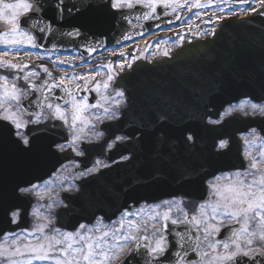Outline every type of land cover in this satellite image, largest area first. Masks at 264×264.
<instances>
[{
	"label": "water",
	"instance_id": "water-1",
	"mask_svg": "<svg viewBox=\"0 0 264 264\" xmlns=\"http://www.w3.org/2000/svg\"><path fill=\"white\" fill-rule=\"evenodd\" d=\"M31 1L45 8L51 2ZM100 4L91 0L89 5L95 14H98L96 9L105 10L106 22L90 24L88 36L58 40L37 36L39 47L46 51L68 52L77 48L84 56L91 57L110 46L129 43L143 36L146 29L153 28L145 25L142 32L133 31L126 24L114 23L112 20L120 19L122 15L110 10V0H102ZM35 17L36 12H32L22 17L19 23L36 34ZM77 25L68 24V32L76 28L83 32L84 26ZM9 28L7 23L0 21V32ZM35 84L36 88L32 90L36 95L44 87L40 86L43 85L41 83ZM48 84L54 86L53 81ZM114 87L126 92L129 106L123 111L121 119L103 128L107 132L122 131L130 136L134 125L138 123L139 128L154 132L158 148L164 147V166H157L153 160L142 161L140 157H135L128 163L113 166L85 179L80 183V192L65 196L68 206L57 211L56 224L66 231H76L83 222L90 224L98 216L114 219L130 203L158 201L178 194L202 200L208 193L205 187L208 178L221 171L245 168L236 135L256 127L264 136V117L234 116L219 126H211L206 120L208 117L218 118L223 108L243 98L264 101V19L257 16L230 21L220 28L213 39L182 47L171 58L153 64L138 61L131 71L118 78ZM100 89L97 91L96 86L91 89V103L97 101ZM55 93L58 95L56 97L61 95L59 87H56ZM43 100L42 96L40 103ZM6 124L0 121V131L8 135L5 138V150L1 151L0 148V204L15 206L13 210L20 209L21 214L19 221L13 224L12 217L0 211V239L6 233L30 229L33 224L30 211L35 200L31 195L19 192V189L43 181L67 161L66 158H58L56 163L43 167L37 163L31 164L29 151L35 150L37 145L31 142L30 147H22L9 134L8 128L3 126ZM47 127H32L28 132ZM158 132L164 133L162 141ZM189 132L195 136L192 145L186 139ZM224 138L230 140V147L216 152L217 141ZM120 151L121 155L132 152L130 142ZM90 155L92 157L93 154ZM159 160H163L161 154ZM160 174L166 175V180L159 184ZM166 231L170 234L173 255L175 251L184 249L189 254V241L176 236L177 232L184 231L173 227H168ZM178 243L183 248L178 247ZM140 245L139 254L132 264H151L149 250L143 247L144 243ZM263 257L260 255V264H264ZM239 264L244 263L240 261Z\"/></svg>",
	"mask_w": 264,
	"mask_h": 264
},
{
	"label": "flooded vegetation",
	"instance_id": "flooded-vegetation-1",
	"mask_svg": "<svg viewBox=\"0 0 264 264\" xmlns=\"http://www.w3.org/2000/svg\"><path fill=\"white\" fill-rule=\"evenodd\" d=\"M46 4H49V0H45ZM94 2H98V5H101L102 0H93ZM78 0H66V7L71 6L75 3H77ZM55 0H51L50 4L48 6L41 7V11H37V17H36V24H39V29L43 28L48 38L50 39H62V38H74V37H86L88 35V27L90 23L97 24V23H105V10L102 12L100 9H96L98 14H95L93 8H90V5L86 8H82L79 12L73 11L71 13L65 11L63 12L62 16L59 18L57 17L55 8L51 7L50 5L54 4ZM134 7L128 8L126 6L120 7V8H114L111 7L112 11L119 12L122 15L123 19H115L112 20L114 23H122L126 25H132L135 27H138L143 24L147 25H170L171 27V36L174 37L175 35H181L190 34V31L194 30V27L199 28L200 31H202L203 27L207 23H213L217 22V20L223 18V14L225 12H235L238 9L245 8L248 6L251 1H248L247 3L241 2V1H224V0H169V3L167 5L165 4H158L156 6L155 13L151 12V9L148 8L145 4L140 3L136 4L135 0H133ZM198 4V6H197ZM92 10V11H91ZM148 13L147 17H145V14ZM25 13H21V15H24ZM92 14V15H91ZM251 16H238V15H232L228 16L225 20H221L222 23H225L227 21H236V20H245L249 19ZM264 19V18H263ZM82 24L86 31H81L82 36H76L74 33V30L71 29L70 32H68V24ZM221 23V24H222ZM65 28L66 34H65ZM60 31V33H58ZM9 32L1 33L0 34V53L3 52L6 49H20L23 46L19 44H9L5 43L3 41L8 40L4 36L8 35ZM197 39H200L201 32L197 35H195ZM196 39V40H197ZM13 63H16L15 61H12ZM2 73L0 76H7L8 77V84L11 85L13 83L16 84V86L22 90L21 99L18 102L13 103V108L19 107V110L22 112V119L24 121H31L36 119L35 114L40 115V122L39 123H30L31 125H42V124H48L50 128L46 129V132H28L27 129L24 131L30 135L31 142L35 143L37 145V148L35 150L29 151V159L32 161H29L31 164L36 163L39 166H47L52 165L53 163H56L58 158L67 159L58 171L50 178L42 183H36V184H43V183H49V182H61L62 183V191H60V195H63L64 193H75V191H78L79 189V182L85 178H88L92 175L97 174L100 171H103L109 167H111L114 164L122 163L127 160H132L133 158L140 157L142 161L146 159L153 160L154 163L157 164V166H164V158L165 154L163 152V146H160L158 148L159 143L154 140V132H149V130L141 127H138V124L134 125V129L131 131V135H127L122 132H107L106 130L101 129L100 127L105 124L106 122L114 121L116 119H119L121 117L123 109L127 106V97L124 96L120 97L117 96L116 93L120 92L122 90H113L111 88V84L114 82L113 73L109 72L105 75L104 82L108 83L109 87L107 89L103 88L101 94L99 95V100L94 105H103V107L94 106L93 104H89L87 97H78L77 101H83L86 104H88L90 107H88L83 115L85 117L89 116V111L94 110V118L90 123H88L86 126H82L79 122L73 127L71 125V103L67 101V104L64 105V109H68L66 111L68 115V122L65 123L64 120H61L54 116V109L46 107L44 111H41L39 113H35L38 109V101L35 100L32 101L31 104L25 105L24 109L22 108V105H24L25 100L32 96V92L29 89V84L31 82H38L41 80H44L43 75L38 76L32 75L29 76V80L25 81L23 80V75L26 72H30L29 69H11V68H0ZM112 76L113 79L111 81L108 80V77ZM15 77H19V79H14ZM2 83V82H0ZM42 83V82H41ZM44 84V83H43ZM47 91L49 92V89L52 90V87L50 85H46ZM43 92L46 94V92L43 90ZM42 92L41 95L44 93ZM123 92V91H122ZM39 93V91H38ZM124 93V92H123ZM44 94V95H45ZM40 95V96H41ZM52 92L48 95L47 99L45 100V103L47 104H58L57 101L53 100ZM39 97V96H38ZM36 97V99L38 98ZM255 103L250 100H242L237 104H234L232 106L240 105L244 106L242 109H234L232 110V113L239 112L245 116H264V113L260 112L259 110H253L251 105ZM258 105H264V102L261 103H255ZM28 108L27 111L25 108ZM105 109L108 111L105 112ZM0 111H3V109H0ZM99 117V119H97ZM62 121L67 129V132L63 131L64 128L56 129L55 122ZM135 122V121H134ZM136 123V122H135ZM61 125V124H60ZM28 126V127H29ZM62 126V125H61ZM81 127H83V131H78ZM251 134L253 135H260L258 130L252 129L250 132L246 134H241L239 137L243 140V153L246 157V139ZM75 135H79V140H76L73 142V137ZM158 137L161 138V141L163 140L164 133L158 132ZM132 149V152H126L121 155L120 146L123 143H129ZM228 143L227 140L223 141ZM22 144V143H21ZM23 145V144H22ZM56 145H63L64 150L60 151L57 149ZM221 145V142H219V146ZM24 146V145H23ZM9 147V143H8ZM222 148V147H221ZM162 149V151L160 150ZM83 152V155H79L78 153ZM90 154H93L92 157ZM140 154V156H139ZM162 155L163 160L158 161V156ZM124 157H127V159H124ZM95 168L96 171L85 176H81L80 173L86 171L87 169H93ZM250 166L248 164V168L246 170H249ZM246 170H233V171H226L223 173H219L215 177H219L222 175H226L229 173H236L239 172H245ZM58 179V180H57ZM214 177L210 178L208 181H212ZM166 180V175L160 174L159 176V184L163 183ZM207 181V183H208ZM209 184V183H208ZM210 186V185H209ZM60 189V190H61ZM212 190V188H211ZM213 191V190H212ZM211 193L208 195L206 199L203 201H199L195 198H186V197H178V198H171V199H165L163 201L160 200V202L157 203H150L147 201H143L139 203L133 210L131 211H124L114 222V224L120 226V221L125 217L124 213H132L136 215L138 212L141 213L146 219L149 221L148 230L141 231V235L139 237L142 238L144 236L149 237L151 241V245L154 242V240L157 237H153V229L151 227V224L153 223V220L150 219L152 215H154L156 212H161L167 210L168 207L172 208V219L177 220H183L184 219V213L187 212L188 218L191 219L192 215L196 214L198 206L202 203H205L207 201L215 200V196ZM31 194H34L31 193ZM35 195V194H34ZM168 201V204H165L164 202ZM159 207H155V206ZM163 207V208H162ZM178 208L181 209L178 211ZM101 220V219H99ZM103 221V220H101ZM170 221V220H169ZM168 221V222H169ZM164 221L161 219L159 227L162 226ZM125 225V224H124ZM172 225V224H171ZM177 225H181L182 231H184V240L189 241V247L186 256H184L185 264H208L209 261H213V264H216V262L213 260L214 254H222L225 250L222 246L221 250L218 253H213V249L209 248L210 243H214L216 241H227L230 237L225 236H219L221 231L224 227H221V230L219 234L213 233L212 235H208L207 239H205V236L207 235L203 229L205 227L202 225H195V224H184V223H178ZM224 225H235L232 224V222H225ZM176 227V226H175ZM174 227V228H175ZM199 229V230H197ZM159 233L157 234V236ZM166 236V239L168 243L170 244V234L169 232L164 233ZM136 242H138V240ZM262 245L259 241L254 242L252 245H244V250L248 251V248L251 247L252 249H258L262 247ZM234 250V249H230ZM207 252L208 255L204 256L201 255V253ZM243 256V255H241ZM243 259L245 263L247 264H260V254L258 251H254L249 256H243ZM264 259V257H263ZM264 262V260H263ZM225 264H236L235 261L225 262Z\"/></svg>",
	"mask_w": 264,
	"mask_h": 264
},
{
	"label": "snow or ice",
	"instance_id": "snow-or-ice-1",
	"mask_svg": "<svg viewBox=\"0 0 264 264\" xmlns=\"http://www.w3.org/2000/svg\"><path fill=\"white\" fill-rule=\"evenodd\" d=\"M91 0H78L77 3L66 7V0H55V3L50 5L55 8L57 17L62 16L63 12L67 11L69 13L76 11L79 12L82 8L89 6ZM0 3H3V0H0ZM136 4L143 3L148 8L151 9L152 13H155L156 6L158 4L169 3V0H135ZM261 4L264 5V0H261ZM111 7L120 8V7H134L133 0H110ZM198 6V4H197ZM4 9H12V15H4ZM22 9L25 14L29 12L41 11L39 5L34 4L31 0H19L15 4H3V8H0V21H6L10 25V31L20 36V39H9L3 41L9 44H20L25 41L34 45V37L29 34V31L21 30L22 26L17 22L18 10ZM149 15L145 14V17ZM45 29L41 28L40 31L43 32ZM76 36H82L78 28L74 29ZM91 51V49H89ZM167 51L165 55H167ZM0 66L11 68V69H27L29 66L27 64L21 65L13 63L11 60H4L0 57ZM45 73L51 75L47 66L41 65ZM130 67V65H129ZM38 75V73L33 69L30 72H26L23 75V80L28 81L29 76ZM91 76L88 77L91 80ZM14 79H19L15 77ZM70 80H84V75H73L69 77ZM112 76L108 77V80L111 81ZM0 121H6L7 124L3 125L7 127L9 132L17 138L19 143H22L25 147H30L31 139L30 135L27 134L24 130L28 128L30 123H39L40 115H36L35 120L24 121L22 119V112L19 110V107L13 108V103L18 102L21 99L22 90L19 89L15 83L9 85L7 76H0ZM44 85H47L49 82L45 80ZM55 87H60L64 83V78L62 77L59 83L53 81ZM105 89L109 87L108 83L102 85ZM30 87L36 88V84H30ZM101 85L97 84V91L100 89ZM66 92H70V89L65 88ZM51 91V89H49ZM117 96L123 97L124 93L122 91L116 93ZM47 98L45 97V100ZM67 103V101H66ZM48 107L54 109V116L64 120L65 123L68 122V115L66 110L62 108L60 104H44L41 107ZM103 107V105H93ZM90 107L86 103H81L76 100V97H72L71 100V125L75 127L77 122L82 126H86L90 123L88 117L83 115L84 111ZM253 110H259L264 113V105H258L253 103L251 105ZM108 110L105 109V112ZM99 119V117H97ZM78 131H83L81 127ZM79 135L73 137V142L79 140ZM187 139L191 141L193 137L191 135L187 136ZM221 147L226 146V142H221ZM57 149L60 151L64 150L63 145H56ZM83 155V152L78 153ZM251 158L250 169L255 170H246L245 172L229 173L219 177H214L212 181H208L210 187L212 188V195L217 197L215 200L207 201L198 206L196 214L192 215L191 219L188 218L187 212L184 213L183 220L172 219L171 213L172 208L168 207L163 213L156 212L150 217L151 220H156L161 218L164 223L160 228H157L155 223L151 224L153 229V237H157L152 245L145 243L143 247L148 251V254L151 257V264H185L184 256L187 255V250L175 251L174 255L171 251L169 243L164 235L165 231L168 229V221L170 220L173 225L178 223L184 224H195L200 225L204 224L205 227L203 231L208 235L213 233L219 234L221 227H228V230L231 232V237L227 241H216L209 244V248L215 249L218 246H222L225 250L222 254H214L213 260L216 264H225V262L235 261L237 257L249 256L254 251H258L261 256H264V246L258 249L248 248V251L244 250V245H252L254 242L259 241L264 245V168H260L259 165L262 160H264V151H262L257 156H252L251 153L248 154ZM127 159V157H124ZM96 169H87L84 172H81V176L89 175L95 172ZM251 177V179H249ZM40 185L35 183H30L28 187L20 188L19 191L23 193H33L39 189ZM78 190V189H77ZM168 204V201L164 202ZM15 206L12 205H3L0 204V211L5 215H10L12 217V222L15 223L19 217V212L14 211ZM155 207H159L158 205ZM211 208V215L207 212V209ZM181 209L178 208V211ZM125 216L132 215L131 213L125 212ZM227 219L232 222V224H239L241 227L237 230L234 227L229 225H224V220ZM212 220H218L220 223H211ZM256 222V228L251 229L252 222ZM124 223L128 224L129 233L123 236L124 241L128 240H137L139 237L132 235L131 230L135 228L137 232L141 230L147 231L149 226L148 219H145L144 222L137 223L136 221H120L119 228H112L110 230L113 236L116 235V232L123 231ZM46 224L38 225L34 232L28 233V235H35V233H44ZM80 228H85V225L81 224ZM199 230V229H197ZM92 230H90L91 232ZM159 235L157 236V234ZM109 232H102L101 236L96 237L95 240L90 234L79 235V233L65 232L60 233L59 230H54L53 235H44L36 236V243L31 242L21 243L20 236H14L11 244H0V264H22V261L19 257H24L26 254H31V259L27 261V264H31V260H52L55 264H111V261L115 258H118L120 253L124 251V245L117 242L113 247L108 244L107 237ZM181 240L184 238V233L177 232ZM145 241L148 240L147 236H144ZM14 245V246H13ZM105 245H108L105 247ZM141 245L137 244L135 248L129 251L128 256L125 258V264H132L139 254V249ZM178 247L183 248V245ZM234 249V250H230ZM201 255H208L207 252L201 253ZM191 264V262H190ZM208 264H213V261H209Z\"/></svg>",
	"mask_w": 264,
	"mask_h": 264
},
{
	"label": "rangeland",
	"instance_id": "rangeland-1",
	"mask_svg": "<svg viewBox=\"0 0 264 264\" xmlns=\"http://www.w3.org/2000/svg\"><path fill=\"white\" fill-rule=\"evenodd\" d=\"M18 2H14L11 4H15ZM12 9H4V15L6 16H11L12 15ZM23 12L22 9L18 10V16L17 19L20 15V13ZM9 38L10 39H20L21 37L18 35L13 34L12 32L9 34ZM24 43H27L26 41ZM23 44V43H21ZM84 103V102H81ZM235 107V106H234ZM244 107V106H242ZM94 110H90L89 111V120L92 121V119L94 118ZM260 149V153L262 151H264V139L259 137V136H255L253 134H251L250 136L247 137V147H246V159L247 162L250 166L251 163V158L249 157V153L252 154V156H256V150ZM260 155V154H259ZM259 155L257 157H259ZM260 168H264V160L261 161ZM249 170L251 171H255L249 168ZM249 179H251V177H249ZM58 180V179H57ZM63 185L62 183L59 182H49V183H43L40 184L39 189L34 192V194L37 196L38 198V202L35 206V208L33 209L32 212V218L34 220L33 227L32 229L19 233L15 236H20L21 239V243H27V242H31L33 244L36 243V236H41L43 237L44 235H53L54 234V230H59L56 225H55V217H54V211L56 210V208L60 205V194H59V188H61ZM215 199H217V197H215ZM163 208V207H162ZM207 212L209 213V215H211V208L207 209ZM162 213V211L160 212ZM132 214V213H131ZM146 218L141 214V213H137L136 215L132 214V215H128L125 216L123 218L124 221H136L137 223H143L144 220ZM161 218H157L156 220L153 221V223H155L156 227H159L157 225H159ZM211 223H216L219 224L220 222L218 220H212L210 221ZM225 222H231L227 219L224 220L223 223ZM40 224H46L47 227L45 228V232L44 233H35V235H28V233H32L34 232L35 228L40 225ZM124 227L123 230H126L125 232H116V235L113 236L110 232V230L112 228H119V225H112V226H107L105 223H103L102 221H98L96 222L95 225L91 226V227H86L83 229H80L79 231H77V233H79V235H85V234H90L92 236V238L95 240L96 237L101 236L102 232H109V236L106 238L108 241V244L112 245L113 247L117 244V242L121 243L124 245V251L122 253H120L118 258H115L111 261V264H120L121 261L123 260V258L126 256V254L131 250V247L133 245V243L136 242V240H128V241H124L123 240V236L129 233V227L127 223H124ZM202 226H204V224H200ZM198 226V225H197ZM256 228V222L253 221L250 227L251 229H255ZM90 230H92L90 232ZM142 231V230H141ZM140 232H137L135 230V228H133L131 230V234L135 235L137 237H140ZM60 233H65L62 230H59ZM14 239L13 235H9L7 237H5L0 244H11L12 240ZM258 243V241H257ZM14 246V245H13ZM108 245H105V247H107ZM221 250V247L218 246L215 249V253H218ZM214 253V251H213ZM19 259L22 261V264H27V261L29 259H31V254H26L24 257H19ZM31 264H55L54 261L52 260H31Z\"/></svg>",
	"mask_w": 264,
	"mask_h": 264
}]
</instances>
